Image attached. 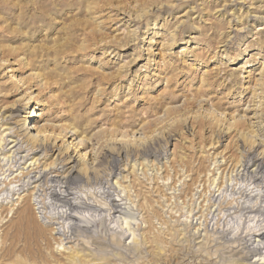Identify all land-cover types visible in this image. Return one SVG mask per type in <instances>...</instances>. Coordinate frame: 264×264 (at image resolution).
<instances>
[{
    "label": "rangeland",
    "instance_id": "374dc122",
    "mask_svg": "<svg viewBox=\"0 0 264 264\" xmlns=\"http://www.w3.org/2000/svg\"><path fill=\"white\" fill-rule=\"evenodd\" d=\"M11 111L13 128L3 130ZM12 130L22 146L3 148L20 152L8 177L43 174L25 178L0 207V240H11L24 208L44 229L18 244L28 264H68L76 251L80 264H229L244 255L241 226L264 208V197L241 190L250 180L246 169L255 168L243 165L256 156L264 166V0H0L2 143L14 138ZM30 136L54 148L44 157V149L27 154ZM119 147L130 156H118ZM68 155L83 183L117 182L132 210L115 213L123 232L107 222L57 249L64 237L41 224L48 220L30 194L48 193L45 174L59 175ZM57 156L61 164L51 169L46 164ZM95 187L82 189L99 199ZM123 212L133 215L129 226Z\"/></svg>",
    "mask_w": 264,
    "mask_h": 264
},
{
    "label": "bare ground",
    "instance_id": "6f19581e",
    "mask_svg": "<svg viewBox=\"0 0 264 264\" xmlns=\"http://www.w3.org/2000/svg\"><path fill=\"white\" fill-rule=\"evenodd\" d=\"M34 111V110H33ZM37 111L35 112H30V113H33V117L35 116H39V114L36 113ZM15 115H13V111L9 112V114L5 117H2V119L4 118V122L3 125H8V122H7V119L10 117V118H13ZM32 117V118H33ZM23 125H25V122L22 123ZM22 125V126H23ZM4 128V127H3ZM13 127H10L9 125L6 126L3 130L5 129H10ZM38 128V127H37ZM26 129V128H24ZM28 129V128H27ZM9 130V131H10ZM13 131V130H12ZM21 131V130H20ZM12 134V133H11ZM13 134L14 135V138L11 139L8 143L5 144V141L4 143H2L1 141L2 140H5L4 138H0V144L2 146H0V148H2V152L0 154H4L2 158H0V207L3 206V205H6L9 203V199L12 198L13 195L16 194V187L20 184H23L25 181V178H35L36 180H34L33 182H36L38 180H40L43 176V173L44 171H46L45 167L46 165H51L53 164L54 166L50 167L51 169L53 168H58L59 164H61V158H59V156H57L55 159V161H51L50 163L44 165V169L43 170H39L38 173L41 174L40 175V178H38V175H33L32 177H30V172H27V175H24L23 178H19L17 180H13L15 179V177L17 175H15L14 177H8L10 173H7V171H11L13 168L11 167L12 165V160L15 159L16 155H18V153L20 152H16L12 155V153L14 151L7 153L5 154L8 150H10L11 148L13 147H16L18 145H20V141L18 139V137L20 136V133H18V131H13ZM33 136V135H32ZM30 140L33 141L34 144H32V147L30 148H27L26 151H27V154L29 153L30 154V151H33V152H41L42 151V154H40V157L42 155H47V153L49 151L52 150V148L54 147H49L47 146L46 144H44V141L42 140H34L35 138L34 137H29ZM27 141V140H26ZM11 143V144H10ZM8 144H10V149L4 151L3 148H6L5 146H7ZM253 145V144H252ZM4 146V147H3ZM22 146V145H20ZM26 148V147H25ZM15 150V149H14ZM11 151V150H10ZM16 151V150H15ZM24 151V150H23ZM127 151V152H126ZM149 151V150H148ZM125 152V155L128 157L130 156L131 154V150H123V148L119 147L118 149H116V153L117 155H121L122 153ZM46 153V154H45ZM146 153V152H145ZM61 154V153H59ZM252 154H253V151H252ZM24 156V155H23ZM21 157L19 156V158L16 160V162L19 160V159H22L24 157ZM61 156V155H60ZM109 157L111 158L112 160L115 161L116 157L114 158V155L112 152L108 153L106 155V157ZM25 157H27L25 155ZM44 157V156H42ZM34 158V157H32ZM39 158V157H38ZM63 158V156H62ZM33 160V159H32ZM37 160V158H35V161ZM39 161L41 160L38 159ZM109 160V159H108ZM258 158H256V156H252V158H250L248 160L247 163H245L243 165V167H245V165H248V164H255V168L254 169H251V170H248L246 169L247 171L246 172H249L247 174H249L250 177H246L247 179L250 178L249 182L247 183L245 189H241L243 191V193L247 194V195H255L256 197L258 196H262L264 197V166L262 165V163L260 164L259 162H257ZM58 161V162H57ZM60 161V162H59ZM65 161V162H64ZM64 161L62 160V162H64L60 168H63L64 166H66L65 169H62L61 173L59 175H50V177L48 176V174H45V179L43 180V183L46 184L45 186L48 185V187L46 188V190H48V193L47 191L45 192V189L43 188L44 190V193H40L38 195H36L37 193L34 191L33 193L30 194V198L32 200V204L36 207H34V209H38L39 213L41 214H44V217L43 218H46L48 221H43L41 224H47L48 222V225L50 224L51 226V230H53L51 233L53 235H59V238L60 239L61 237H64L62 239H60V242H56L57 246L56 248H61L62 245H63V240L66 238H70L71 239V236L74 238V237H77L80 235V232H83V230H88L89 228H91L93 231L91 232H94L95 229L98 228V226H102V225H105V223L109 222L110 224L113 223V222H119L120 220H118L120 218H117L116 219V215L115 213L117 212H120L123 210H126L127 212H129L128 209H131V205H127L126 203V200L127 199H124L121 197V193L123 192L122 190H124L123 188L121 189V191L117 192V188H116V185L118 184L117 182L115 184H112L111 182H109V179L108 178H105L103 181L102 180H96L95 183H91L90 180H92L91 178H88V183L87 182H84L83 183V178H82V174L80 173V169L77 168V162H75L74 158H72V156L68 155L66 158H64ZM113 161V162H114ZM31 162V161H30ZM29 162V163H30ZM257 162V163H256ZM15 163V162H14ZM34 163V161H33ZM32 163V166L34 165ZM36 163V162H35ZM38 163V162H37ZM36 163V164H37ZM40 163V162H39ZM42 164V163H41ZM30 165V164H29ZM28 165V166H29ZM109 165V164H108ZM113 167V166H112ZM239 167V166H238ZM12 168V169H11ZM25 168V167H24ZM49 168V169H50ZM59 168V169H60ZM48 169V168H47ZM48 169V170H49ZM112 169V168H111ZM237 169V168H236ZM235 169V170H236ZM242 169V168H241ZM240 169V170H241ZM17 170V169H16ZM243 170H245V168H243ZM13 171V170H12ZM55 170H53L52 172H54ZM85 171V174L88 175V171L87 169H84ZM93 171V170H92ZM113 170H111L112 172ZM16 172V171H15ZM110 172V173H111ZM233 172V171H232ZM113 173V172H112ZM238 173V172H237ZM13 174V173H11ZM21 174V173H20ZM247 174H244V175H247ZM19 175V174H18ZM37 178H36V177ZM248 176V175H247ZM88 177V176H87ZM232 177V176H231ZM216 179V177H214ZM211 179L210 183H213L215 179ZM218 178V177H217ZM245 178V179H246ZM87 180V178H86ZM217 180V179H216ZM215 180V181H216ZM20 182V183H19ZM244 182V181H243ZM17 183V184H16ZM209 183V184H210ZM215 183V182H214ZM231 183V182H230ZM239 183V182H237ZM92 184V188L90 186V189H88L89 185ZM232 184V183H231ZM242 182L239 184L241 185ZM87 185V186H86ZM94 185V186H93ZM216 185V184H215ZM37 186H40L37 185ZM95 186H97V188H99V190H101V193H100V196L102 195L101 198L99 199H96L97 198V195L96 193H93V192H90L88 194V192L84 191L83 189L86 188L87 191H94L93 188H96ZM118 186H120L118 184ZM210 186V185H209ZM213 186V185H212ZM217 186V185H216ZM215 186V187H216ZM227 186V185H226ZM43 187V186H42ZM88 187V188H87ZM83 188V189H82ZM214 188V187H213ZM227 188V187H226ZM233 188H235L233 186ZM232 188V189H233ZM85 189V190H86ZM220 187L217 188V190H219ZM236 189V188H235ZM19 190V189H18ZM39 190V189H38ZM216 190V191H217ZM234 190V189H233ZM238 190V189H237ZM39 192V191H38ZM100 192V191H98ZM220 193V192H219ZM239 194L240 191H239ZM246 195V196H247ZM98 196V197H100ZM212 196V195H211ZM237 196V195H236ZM94 197V198H93ZM241 197V196H239ZM251 197V196H249ZM245 198V197H244ZM252 198V197H251ZM250 198V200H252ZM211 199V198H210ZM209 199V200H210ZM238 199V198H237ZM236 199V200H237ZM264 199V198H263ZM235 200V201H236ZM245 200V199H244ZM249 200V199H248ZM258 200V199H257ZM261 200V199H260ZM124 201V202H123ZM132 201V200H131ZM234 201V200H233ZM240 201V199H239ZM242 201V200H241ZM240 201V202H241ZM247 201V199H246ZM253 201V200H252ZM259 201V200H258ZM49 202L50 203V207L52 209V213H50L49 211H47L46 209L48 207H46V203ZM248 202V201H247ZM255 202V200L253 201ZM264 204V200H261V204ZM47 203V204H49ZM211 203V202H210ZM235 203V202H234ZM243 203H246L245 201ZM259 203V202H258ZM236 204V203H235ZM253 204H257V201ZM251 204L252 206V209L250 210V212L253 211V207L255 205ZM127 205V206H126ZM241 204L239 203V206ZM243 205V204H242ZM241 205V206H242ZM247 205H250V202L249 204L247 203ZM246 205V208L248 209L249 206ZM238 206V205H237ZM240 206V207H241ZM260 209L262 207V205L258 206ZM257 207V208H258ZM134 208V207H133ZM233 208V207H232ZM244 208V207H243ZM256 208V207H255ZM241 209V208H239ZM26 208H24L23 210H21V217L19 218V223L17 224V226L14 228V234L12 235L11 237V240L8 242L9 238L8 237H5L4 239L2 238L0 240V264H28L27 263V260L25 259V256H21L23 255V253H25V248L23 246V248L21 249V255H19L16 250L19 248L18 247V244L21 242L22 240V237L24 236V234H29L30 237L34 238V240L36 238H39L41 236V234L43 235V232H44V229L43 227L41 226H37L36 227L31 224V222L29 220H27V217H26ZM210 210V209H208ZM243 210H246L245 208ZM235 210H233L234 212ZM248 211V210H247ZM255 211V210H254ZM0 212H1V209H0ZM238 212V211H237ZM240 212V210H239ZM238 212V213H239ZM242 212V211H241ZM244 212V211H243ZM249 212V213H250ZM209 213V212H208ZM232 213V212H231ZM237 213V214H238ZM248 213V214H249ZM253 213V212H252ZM256 214L253 213V215H249L247 214L248 217V223L244 224V226H241L244 228V230L246 231H241L239 230V232H241L242 235L236 237L234 236L233 234H236L238 233V230L235 231L232 235L234 236V238H238L237 241L239 242H243V244L245 245L244 248L245 250L243 251V256L241 257H238L236 259H231V261L229 262V264H264V216L262 217L261 219V216L264 215V208L262 210H256L255 211ZM122 214H125L124 212ZM206 214V213H205ZM240 214V213H239ZM217 215V214H216ZM236 215V214H235ZM244 215V214H243ZM191 216V215H190ZM201 216V215H200ZM208 216V215H207ZM245 216V215H244ZM246 216V217H247ZM127 217H130V218H133V215L132 213H128V214H125L124 217H123V220H124V223L125 225L127 224L129 226V224L131 223V221L129 222L128 221V218ZM216 217V216H215ZM238 217V215H237ZM39 218V216H38ZM197 218V217H196ZM219 218V217H218ZM217 218V219H218ZM239 218V217H238ZM241 218V217H240ZM26 219V223L27 225H25L26 223L23 222L24 220ZM29 219V218H28ZM236 219V217L234 218ZM233 219V220H234ZM242 219V218H241ZM257 219V220H255ZM134 220V219H133ZM187 220V219H186ZM208 220V219H206ZM238 220V219H237ZM240 220V219H239ZM243 220V219H242ZM2 219L0 218V223ZM219 221V220H218ZM215 224H217V222ZM228 221V220H227ZM231 222V220H229ZM23 222V223H22ZM192 222V221H191ZM234 223V221H232ZM236 222V221H235ZM240 222V221H239ZM238 222V223H239ZM247 222V220H246ZM120 224L117 225L116 228H119L118 230L121 232H123V230H120V229H123L122 227V224L121 222H119ZM229 223V222H228ZM237 223V224H238ZM242 223V222H240ZM191 224V223H190ZM236 224V223H235ZM236 224V227L234 228H239L240 225L242 224H238L239 226H237ZM116 225V224H115ZM219 225V223L217 224ZM221 225V224H220ZM230 225V223H229ZM44 226V225H43ZM122 226V227H121ZM133 226V225H132ZM209 226V225H208ZM127 226H125L126 228ZM214 227H218V226H214ZM224 227V226H223ZM231 227V226H230ZM115 228V229H116ZM129 228V227H128ZM200 228V227H198ZM197 228V230H199ZM202 228V227H201ZM222 228V227H221ZM226 228L228 229L227 225H226ZM233 228V229H234ZM90 229V230H91ZM206 229V228H205ZM226 230H222V234L225 236V231ZM230 229V228H229ZM228 229V230H229ZM242 229V228H241ZM112 230V229H111ZM117 230V229H116ZM129 230V229H128ZM196 230V229H195ZM215 230V229H214ZM89 231V230H88ZM118 231V232H119ZM131 231V230H130ZM231 231V230H229ZM228 231V232H229ZM117 232V231H116ZM205 232V231H204ZM199 231H194L192 232V234H198ZM207 233V232H206ZM227 233V232H226ZM113 234V233H112ZM118 234V233H117ZM115 234L114 232V235H117ZM120 234V233H119ZM123 234V233H122ZM129 234V233H128ZM191 234V233H190ZM229 234V233H228ZM227 234V235H228ZM239 234V233H238ZM133 235V234H132ZM222 235V236H223ZM81 236V235H80ZM121 236V235H120ZM135 236V235H134ZM200 236V234H199ZM198 236V237H199ZM99 237V236H98ZM122 237V236H121ZM193 237V236H192ZM117 238V237H116ZM135 238V237H133ZM216 238V237H215ZM232 238V239H234ZM132 240V239H131ZM213 240V239H212ZM219 241V240H218ZM229 241L233 242V240H230ZM114 242V240H113ZM130 242V240H129ZM128 242V243H129ZM223 242V241H222ZM238 242V243H239ZM127 243V244H128ZM25 244V243H24ZM65 244V243H64ZM114 244H117V243H114ZM226 244V243H225ZM242 244V243H241ZM5 245V246H4ZM85 245V244H84ZM106 245V244H105ZM130 245V244H129ZM133 245V244H132ZM131 245V246H132ZM235 245V244H234ZM107 246V245H106ZM119 246V245H118ZM231 246V245H230ZM243 246V245H242ZM18 247V248H17ZM227 246H225L226 248ZM229 247V246H228ZM106 248V247H105ZM232 248V247H230ZM237 248V247H236ZM243 248V247H241ZM35 249V248H34ZM104 249V248H102ZM222 249V248H221ZM90 251H92V249H89ZM101 250V249H100ZM112 250V249H111ZM114 250V249H113ZM219 250V249H218ZM79 251V250H78ZM82 251V250H81ZM80 252V251H79ZM107 252V251H106ZM115 252V251H114ZM113 252V253H114ZM116 253V252H115ZM215 253V252H214ZM93 254V253H91ZM27 255V254H26ZM81 254H78V252H71L70 255H68L67 257V261H68V264H80L79 263V258L81 257L80 256ZM116 255V254H115ZM210 255V254H209ZM215 255V254H214ZM39 256V255H38ZM230 256V255H229ZM249 256V258H247ZM38 258V257H37ZM82 258V257H81ZM93 258V257H92ZM97 258V257H96ZM230 258V257H229ZM94 259V258H93ZM93 259H84L85 260V263H89V264H108V262H104L106 260H103V261H99V260H93ZM249 259V260H248ZM82 260V259H81ZM80 260V261H81ZM38 261V260H37ZM35 262V261H34ZM39 263V261H38ZM31 264V263H29ZM36 264V263H34ZM41 264V261L40 263Z\"/></svg>",
    "mask_w": 264,
    "mask_h": 264
}]
</instances>
